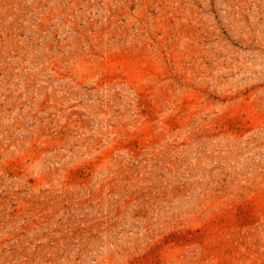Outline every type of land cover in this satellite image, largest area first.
Masks as SVG:
<instances>
[{"label":"rangeland","instance_id":"1","mask_svg":"<svg viewBox=\"0 0 264 264\" xmlns=\"http://www.w3.org/2000/svg\"><path fill=\"white\" fill-rule=\"evenodd\" d=\"M0 264H264V0H0Z\"/></svg>","mask_w":264,"mask_h":264}]
</instances>
